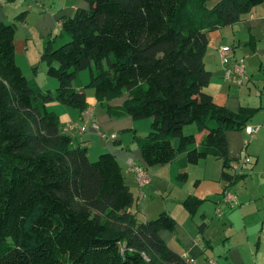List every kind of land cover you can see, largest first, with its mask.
<instances>
[{
  "label": "trees",
  "instance_id": "16d2710c",
  "mask_svg": "<svg viewBox=\"0 0 264 264\" xmlns=\"http://www.w3.org/2000/svg\"><path fill=\"white\" fill-rule=\"evenodd\" d=\"M84 1L61 17L67 40L54 45L51 36L40 53L58 81L53 92L28 81L15 62V21L0 20V264H188L160 234L175 219L165 211L141 218L118 158L103 151L90 160L46 103L87 107L72 81L88 68L85 88L97 100L127 94L120 107H107L113 114L150 119L138 143L147 166L212 154L223 159L229 185L244 173L229 167L225 132L244 130L257 108L231 110L204 91L207 33L264 0ZM188 124L205 130L199 142L183 132ZM197 203L184 200L190 211Z\"/></svg>",
  "mask_w": 264,
  "mask_h": 264
},
{
  "label": "crops",
  "instance_id": "0c3cea01",
  "mask_svg": "<svg viewBox=\"0 0 264 264\" xmlns=\"http://www.w3.org/2000/svg\"><path fill=\"white\" fill-rule=\"evenodd\" d=\"M47 1L46 4L42 2L44 11L41 14L37 15L33 11L26 13L20 22L24 27H17L14 34L15 62L21 70L24 64L29 72H33L34 80H39L35 66L38 56L53 31L60 27L61 17L71 15L76 5H87L84 0ZM35 2L37 6L41 5ZM263 4L255 5L240 20L207 33L208 43L203 61L210 72V81L204 91L212 96L216 104L231 110L240 106L257 108L251 118L254 120L249 121L251 125H259L246 145L247 151H250L246 154H249L250 159L245 164L244 174L229 185L222 177L223 159L212 154L195 164L185 162L181 154L167 163L147 166L138 143L145 139L150 130V119H133L127 114L115 115L107 108L120 107L127 94L99 101L91 91L83 88L85 85L75 87L85 91L88 106L92 108V118L100 129L115 134L114 138L106 140L100 139L92 129L80 134L76 127L69 128L79 121L80 111L58 102L53 104L60 128L71 135L72 145L85 144L88 154L93 149L95 152L110 151L118 158L125 179L136 195L134 208L141 218H153L160 211H165L175 219L174 229L161 230L160 234L169 248L181 256L193 258L195 264H207L210 258L217 264H264V164L259 161L258 152L259 148L264 147ZM28 6L32 8L31 4ZM30 16L34 22L30 21ZM6 18L10 16L8 12L4 13V2L0 0V20ZM220 45L233 47L237 57L245 56V76L241 84L235 78H224L217 50ZM18 54L23 55L24 61L21 63L17 62ZM40 80H46L37 81L42 89L45 83L50 84V88L56 85L53 79L45 76ZM248 94L258 96V103H253L254 99ZM189 127L185 134H194L196 142H199L205 130L198 131L194 124ZM225 137L227 157L235 158L245 148L243 141L247 134L244 130H228ZM172 144L177 145V139H173ZM129 161L141 165L148 172L149 180L143 186L137 185ZM226 189L236 194L237 203L222 200V193ZM187 198L192 202L198 201L191 211L184 205ZM217 208L220 213H217Z\"/></svg>",
  "mask_w": 264,
  "mask_h": 264
},
{
  "label": "built area",
  "instance_id": "2783aa9c",
  "mask_svg": "<svg viewBox=\"0 0 264 264\" xmlns=\"http://www.w3.org/2000/svg\"><path fill=\"white\" fill-rule=\"evenodd\" d=\"M218 53L220 56V65L222 68L223 76L226 79L235 78L238 84H241L243 77L245 76V56L237 57L234 54L233 47L229 45H220L218 46ZM76 127L78 132L81 134L88 129H92L96 132V134L106 140L115 137L113 133H107L102 131L96 120L92 118V108L87 106L80 111L79 121L77 123H73L69 126ZM259 128V125H245L244 132L249 136L253 137ZM248 142V139H244V145ZM247 159L240 154H236L235 158L230 159L229 167L236 173H241L244 170L245 163ZM129 168L134 174L135 181L139 187L143 186L149 180V174L144 167L135 162L129 161ZM222 200L228 203H237L236 194L226 189L222 193ZM217 213H220L219 208L216 209ZM184 260L188 264H195L194 259L190 257H186L182 255ZM207 264H217L216 261L212 258L208 259Z\"/></svg>",
  "mask_w": 264,
  "mask_h": 264
},
{
  "label": "rangeland",
  "instance_id": "374dc122",
  "mask_svg": "<svg viewBox=\"0 0 264 264\" xmlns=\"http://www.w3.org/2000/svg\"><path fill=\"white\" fill-rule=\"evenodd\" d=\"M2 1L4 2V13H7L8 12V15L10 16V18H6V20H4V21L5 22H7V21L10 22V21L14 20L15 21V25H16V29H17V27L18 28L24 27L20 23L19 20H15L14 19L17 13H19L20 11H24L25 10V11H27L26 13H30L31 11H33L35 14L39 15V14H41L44 11V10H42V7H43L42 2H44L45 4H46V2H48L47 0H46V2L43 1V0H11V1L10 0H2ZM35 1L40 2L41 5L40 6H37ZM58 1H62L63 2V0H58ZM74 1H76V0H67V2H74ZM263 3H264V1H263ZM29 4L32 5V8L31 9H29V6H28ZM262 6L264 7V4ZM75 7H78V5H76ZM29 19H30V21H33L34 22V20H33L34 18L32 16H30ZM55 35L57 36L56 37L57 40H56V42H54L55 43L54 45H57L59 43H62L64 41H66L67 38H68V36L63 32V30H62L61 27H57L53 31V35L52 36H55ZM21 61H24L23 55L18 54L17 62L18 63H21ZM35 66L37 67V71H38L37 74H38L39 80H34V76L35 75L33 74V72H29L26 69V67L24 66V64H22V71H23L24 75L26 76V78L28 79V81L31 84H33V83H37V81L45 82L46 80H40V78H42V76H45L47 78H51V79H53L56 82V85L53 86V88H50L49 87L50 84L45 83L44 84L45 86H44L43 90L48 89V90H50V91L53 92L55 90V88L57 87V85H58V81L55 78L50 77V76L47 75V73H46V69H47L46 62L43 61V60H41L40 59V56H38V59L36 61ZM30 71H31V69H30ZM89 77H90V70L88 68L79 70V71L76 72V76L73 79L72 84H73L74 87H78V86L81 87V85H85L88 82ZM84 87L85 86H83V88ZM251 88L254 89V87H251ZM84 89H86L88 92L91 91L93 93V95H94V92H93V90L91 88H88L87 87V88H84ZM248 95L251 96L254 99L253 103H258V101H259L258 96L252 95V94H248ZM54 102L56 104H58L57 101H52V102L46 103V107H47L48 110L54 111L53 110V104H54ZM251 120H254V119H251ZM251 120H250V122H251ZM254 125H257V124H254ZM189 126H190V124L186 125V127L183 129L184 133H188V131H189L188 128H190ZM247 138L250 139V137L248 135H247ZM246 145H248V144H246ZM247 148H248V146L245 147V148H243V150L241 152L239 151L238 153H244V152L250 153V151H247ZM258 152H259V155H260L259 156V161L264 164V147L259 148ZM99 153H101V152H95V149L90 150V152L88 154V158L90 160H94L99 155ZM250 157L252 158L251 154H250ZM247 158H248V160L250 159L249 158V154H248ZM245 168H246V166H245Z\"/></svg>",
  "mask_w": 264,
  "mask_h": 264
}]
</instances>
